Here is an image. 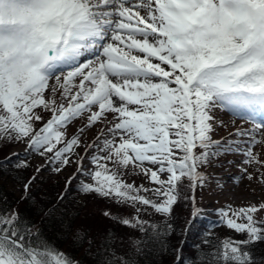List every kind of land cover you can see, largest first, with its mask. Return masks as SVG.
<instances>
[{
	"label": "snow or ice",
	"instance_id": "6c2138e0",
	"mask_svg": "<svg viewBox=\"0 0 264 264\" xmlns=\"http://www.w3.org/2000/svg\"><path fill=\"white\" fill-rule=\"evenodd\" d=\"M217 109L253 128L213 140L227 127ZM0 143L26 146L0 169L26 170L33 155L57 173L74 166L67 184L109 200L116 214L105 217L147 233L133 247L163 249L179 200L192 204L185 232L200 218L194 193L208 177L199 169L213 160L241 155L235 180L264 185V155L253 151L264 145V0H0ZM149 209L165 220L142 219ZM262 210L217 209L219 225L246 238L209 240V230L202 243L212 251L195 245L189 257L176 248L174 264H264L252 251L264 242ZM33 229L14 210L0 211V264H78ZM113 240L105 238L101 264H131L110 251Z\"/></svg>",
	"mask_w": 264,
	"mask_h": 264
},
{
	"label": "trees",
	"instance_id": "16d2710c",
	"mask_svg": "<svg viewBox=\"0 0 264 264\" xmlns=\"http://www.w3.org/2000/svg\"><path fill=\"white\" fill-rule=\"evenodd\" d=\"M14 145L0 143V161H3L5 156H11L8 152ZM41 172L48 176L53 173V170L46 166ZM18 175L23 176L21 180L23 187L31 177H35L34 170L30 167L26 170H17L11 166L7 169H0V211L14 210L19 213L26 223L34 225V232L42 234L59 251L72 257L78 264H101L103 242L110 233H114L110 251L114 252L116 257L130 261L131 264H174L176 248H182L184 255L189 257L196 256L195 245H200L202 252L212 251L209 245L202 243V234L209 230L207 237L209 240L220 241L225 238L243 240L246 238L244 235H237L226 226L216 227L206 217V212L201 214L199 219L194 220L193 226L185 232V227L191 219V202L188 199H182L174 206L170 218L173 230L164 238L165 247L161 249L159 245H141L143 250L138 251L131 242L133 240L143 241L147 233L142 234L138 230L105 217L103 215L105 211H112L114 215L116 214L115 206L109 200L80 192L76 180H73L67 188L62 186V189L55 191L58 188L49 185L48 177L38 181L34 189L29 186L22 200L21 197H15L7 189L8 184L17 181ZM203 189L206 187L196 191L200 198ZM54 195H56L55 198H53ZM191 195L190 190L184 193L186 198ZM59 197L63 199H60L57 204L56 199ZM95 208L98 211H95ZM127 214L129 213L125 215ZM164 220L165 218H162L155 222L161 223ZM77 232H80L85 239L78 240ZM252 251L257 257L264 256V242H257Z\"/></svg>",
	"mask_w": 264,
	"mask_h": 264
},
{
	"label": "rangeland",
	"instance_id": "374dc122",
	"mask_svg": "<svg viewBox=\"0 0 264 264\" xmlns=\"http://www.w3.org/2000/svg\"><path fill=\"white\" fill-rule=\"evenodd\" d=\"M217 116L224 121V124L227 125V127H217L215 131L214 137L220 138L222 142H226L229 140H235L236 137L233 135L237 129H250V124L248 122L240 123V122H234L233 119L230 118V115L224 111H221L217 109ZM49 118L46 115V119ZM108 120H112V114H108L107 116ZM86 119V116L84 118L78 119L73 122L72 125H70L67 129V135L70 137L71 134H76L78 127L83 125L84 120ZM40 125H37L39 127ZM101 125H98L97 127H100ZM236 129V130H235ZM222 131V132H221ZM97 128L94 127L92 130L87 132L86 139L90 142L91 139H95L96 137ZM259 138V137H258ZM25 145L18 143L13 146V148L8 152L9 154L12 153H20L21 157H23L25 152ZM82 151V149H81ZM254 152H260L262 155H264V145H258L256 148L253 149ZM228 159H230L232 165H229V163H225L221 169L227 168V171H223L222 174L219 173L218 176L219 179L216 181H213L211 183V187H209L208 192L206 189H203L202 191V198H199V202L204 206L207 205L210 208V212L207 215L209 218L214 219L218 218L215 214L217 209L226 207L228 205L235 207L240 206H247L249 204H256L259 205L260 203H264V185H261L256 181L254 178L252 181H249L246 177L237 181L235 180L236 177H240L242 175L241 173V165L240 161L243 159L241 155L237 154H229L226 155ZM31 161H28L29 167L34 170V175H36V179L30 184L31 188L33 189L36 187V184L38 181L45 179L48 177L50 179L49 185L54 186L55 188H58L55 191H58L59 189H62V186L64 185V182L66 178L72 175L74 172V166L71 168H68L65 171L62 172H55L51 175L44 174L41 171L37 172L35 168L40 167L44 168L47 165L45 164V160L41 158L39 155H33L30 157ZM86 163V161H85ZM234 163V164H233ZM233 166H237V168H233ZM210 167V166H209ZM205 173H210L208 168L204 167L202 168ZM212 171L216 172L215 169L212 168ZM253 170L249 168V172H252ZM218 172V171H217ZM21 175H18L17 181L13 184H8L7 189L15 195V197H21L23 200V196H25V192L23 191V182ZM125 181L127 183H131L130 181L134 180L136 185L139 186L140 184H144L145 187H150L151 185L149 182L142 180L139 177H124ZM91 182V181H88ZM186 182V181H185ZM147 195L151 196V193H148ZM56 195L53 196L55 198ZM58 197V196H57ZM52 198V200H53ZM155 199V197H152ZM86 200V199H85ZM59 199H56L57 204L59 203ZM198 203V206L199 204ZM95 211H98L97 208H95ZM149 212L151 215L144 214L141 216L142 219L149 220L150 222H155L158 219H162L164 217L160 216L159 214H155L153 210L149 209ZM128 218L131 217V213L127 214ZM257 220H260L263 218V210L257 214L256 216ZM238 235V234H237ZM244 237H246L244 235Z\"/></svg>",
	"mask_w": 264,
	"mask_h": 264
}]
</instances>
